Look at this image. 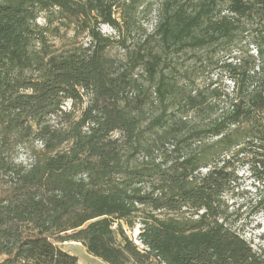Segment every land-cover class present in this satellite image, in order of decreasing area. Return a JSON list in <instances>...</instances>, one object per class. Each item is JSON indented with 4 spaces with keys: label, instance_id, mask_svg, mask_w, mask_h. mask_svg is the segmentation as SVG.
Instances as JSON below:
<instances>
[{
    "label": "trees",
    "instance_id": "1",
    "mask_svg": "<svg viewBox=\"0 0 264 264\" xmlns=\"http://www.w3.org/2000/svg\"><path fill=\"white\" fill-rule=\"evenodd\" d=\"M120 2L0 0V264H78L56 245L69 241L105 264H264L222 200L236 163L264 186V50L253 68L231 69L227 107L166 73L168 57L230 40L244 18L264 20V0H164L151 36L160 53L134 52L122 67L100 28L120 30ZM55 22L82 27L89 45L48 51ZM140 63L155 112L147 96H128ZM263 211L264 187L253 213ZM140 217L144 250L122 226Z\"/></svg>",
    "mask_w": 264,
    "mask_h": 264
},
{
    "label": "rangeland",
    "instance_id": "2",
    "mask_svg": "<svg viewBox=\"0 0 264 264\" xmlns=\"http://www.w3.org/2000/svg\"><path fill=\"white\" fill-rule=\"evenodd\" d=\"M163 1L139 0L136 5L131 7L128 5L129 0H121L119 3L121 7L115 10L120 30L117 31L108 25L100 27L102 33L114 41L107 54L116 60L117 65L124 66V63L133 57L134 52L141 51L147 54L153 50V52L160 53L157 40L151 36L155 30ZM222 8L224 10L225 6ZM39 23L45 25L46 21L41 18ZM263 23L264 20L261 16L244 18L238 22L240 31L235 32L230 40L226 39L218 45L168 57L166 73L169 78L179 82V88L183 92L203 93L207 96L208 103L217 101L221 107L229 106L231 99L236 94L234 81L230 79V76H233L231 69L242 72L241 66H245L247 62L250 68L257 64L259 47L264 50ZM54 27H58V30H51V33L48 34L46 47L48 51L57 54L89 45L88 33L82 27L76 29L73 25H60L59 22H55L52 25V28ZM145 68V64L140 63L133 71V80H137L139 85L132 86L128 96L133 100L147 96L148 107L152 112H155L158 102H156V94L153 93L154 90L148 81ZM87 103L88 99L85 98L83 104L72 107L74 119L77 120L81 116ZM63 109L69 111L71 102L67 101ZM185 117L193 121L195 113L189 112ZM202 118L200 117V119ZM41 148V145L38 144L37 149L41 150ZM26 157L27 153L20 151L18 162L26 163L28 161ZM263 187L262 184L259 185L258 182H255L248 163L240 162L235 164L234 182L222 197L227 208L228 225L238 232L255 251L260 247L264 248V211L253 213L255 202ZM141 220V217L136 219L133 227H129L125 222L122 223V226L128 237L141 250H144L138 237L143 227ZM114 227L117 229L116 225ZM118 241H121L119 237ZM56 245L76 256L78 264H105L91 256L81 243L69 241L56 243Z\"/></svg>",
    "mask_w": 264,
    "mask_h": 264
}]
</instances>
